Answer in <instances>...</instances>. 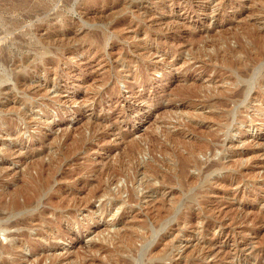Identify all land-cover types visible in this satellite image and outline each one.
Returning a JSON list of instances; mask_svg holds the SVG:
<instances>
[{
    "label": "rangeland",
    "instance_id": "obj_1",
    "mask_svg": "<svg viewBox=\"0 0 264 264\" xmlns=\"http://www.w3.org/2000/svg\"><path fill=\"white\" fill-rule=\"evenodd\" d=\"M0 76V264H264V0H0Z\"/></svg>",
    "mask_w": 264,
    "mask_h": 264
},
{
    "label": "bare ground",
    "instance_id": "obj_2",
    "mask_svg": "<svg viewBox=\"0 0 264 264\" xmlns=\"http://www.w3.org/2000/svg\"><path fill=\"white\" fill-rule=\"evenodd\" d=\"M3 24V23H2ZM3 34V33H2ZM6 59V58H5ZM2 63H4V62H2ZM5 64V63H4ZM8 64V63H7ZM258 68H259V66H257ZM258 72V71H257ZM256 72V73H257ZM2 73V72H1ZM253 73H254V71H253ZM3 74V73H2ZM1 77V76H0ZM8 77V76H7ZM1 78H5V76L3 75ZM0 81L1 82H3L2 81V79H0ZM5 81V80H4ZM24 82V81H23ZM5 84V83H4ZM241 92V91H240ZM12 226H14V225H12ZM1 230V229H0ZM6 249V248H5ZM4 251V250H3ZM135 258V257H134ZM140 258H141V256H140ZM138 262H140V260L138 259V258H136V260H135V264H137ZM140 264V263H139Z\"/></svg>",
    "mask_w": 264,
    "mask_h": 264
}]
</instances>
